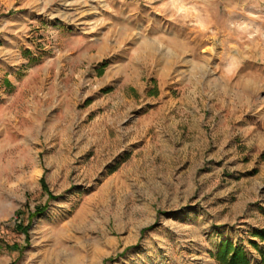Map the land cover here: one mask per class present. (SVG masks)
Masks as SVG:
<instances>
[{"label": "rangeland", "instance_id": "obj_1", "mask_svg": "<svg viewBox=\"0 0 264 264\" xmlns=\"http://www.w3.org/2000/svg\"><path fill=\"white\" fill-rule=\"evenodd\" d=\"M222 238L264 264V0H0V264Z\"/></svg>", "mask_w": 264, "mask_h": 264}, {"label": "trees", "instance_id": "obj_2", "mask_svg": "<svg viewBox=\"0 0 264 264\" xmlns=\"http://www.w3.org/2000/svg\"><path fill=\"white\" fill-rule=\"evenodd\" d=\"M213 257L217 264H250L243 248L228 238H222Z\"/></svg>", "mask_w": 264, "mask_h": 264}, {"label": "crops", "instance_id": "obj_3", "mask_svg": "<svg viewBox=\"0 0 264 264\" xmlns=\"http://www.w3.org/2000/svg\"><path fill=\"white\" fill-rule=\"evenodd\" d=\"M30 16V12L23 9V10H18L15 12V14L12 15V23L15 28H20L22 25H24V21L26 18ZM29 19V18H28ZM7 42V41H6ZM6 48V47H5Z\"/></svg>", "mask_w": 264, "mask_h": 264}]
</instances>
